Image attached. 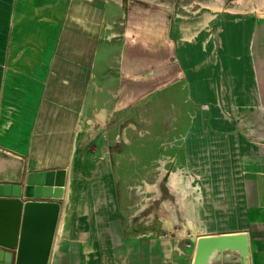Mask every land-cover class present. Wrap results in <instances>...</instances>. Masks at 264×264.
<instances>
[{"label": "crops", "instance_id": "1", "mask_svg": "<svg viewBox=\"0 0 264 264\" xmlns=\"http://www.w3.org/2000/svg\"><path fill=\"white\" fill-rule=\"evenodd\" d=\"M122 5L125 3L115 0H0V160L10 165L19 162L24 172L67 169L47 264L194 263L193 231L186 236L130 235L129 215L122 214V202L113 199L109 187L102 191L101 185L76 184L73 165L85 159L83 148L95 131L104 128L110 115L122 111V93L131 81L127 73L138 63L131 50L135 41L126 29L135 25L133 15L143 17V13H126ZM256 20L255 24L248 22L245 29H229L224 45L226 52L238 54L229 58L230 67L225 54L227 73L233 68L244 72L247 56L243 55L250 43L245 45L248 40L253 42L256 72L250 68L247 76L234 79L232 84L238 85V80L242 86L232 87L231 94L228 87L225 105L219 94L215 98L217 106L226 107L229 117L245 120L249 114L251 121H264V83L259 75L264 72V20ZM224 37L227 41L226 31ZM138 49L143 63H151L150 44H139ZM231 134L234 143L237 136L264 139V131L252 126L243 134L236 129ZM241 144L231 146L234 155L241 154ZM230 162L234 164L231 176L212 179L222 180L215 182L217 185L232 186V197L225 195V189L217 191L215 199L205 201L212 208L205 206L204 216L233 219L228 228L207 223L208 232H245L247 260L226 249L214 253L207 264H264V174L253 168L240 175L236 170L244 166L239 157ZM5 169L0 163V181H16ZM70 182L74 186L69 187ZM229 201L234 202L233 209L219 210L224 206L221 203Z\"/></svg>", "mask_w": 264, "mask_h": 264}, {"label": "rangeland", "instance_id": "2", "mask_svg": "<svg viewBox=\"0 0 264 264\" xmlns=\"http://www.w3.org/2000/svg\"><path fill=\"white\" fill-rule=\"evenodd\" d=\"M115 1L125 3L126 13L142 10L143 17L138 13L132 18L137 26L130 24L126 29L135 41L131 50L138 63L127 73L131 81L122 91V111L110 115L104 128L95 131L83 148L85 159L73 165L76 184L101 185L102 191L109 187L113 199L122 202V214L129 215L126 230L130 235L186 236L193 231L199 236L210 233L207 223L220 229L233 226V219L205 217V206L209 205L205 201L215 199L220 189L232 197V186L217 185L215 182L222 180L212 179L231 176L232 157L238 156L244 166L236 170L240 175L253 168L264 174V139L237 136L235 143H242L241 154L234 155L231 147L235 145L233 130L243 134L252 126L264 131V121H251L249 114L245 120L229 117L226 107L216 105L215 97L219 94L225 105L228 87L231 94L232 87L242 86L238 80V85L232 84L234 79L247 76L250 68L256 72L253 42L248 40L245 45L250 43L247 55H243L247 56L244 72L233 68L227 73L226 57L230 67L229 58L238 54L229 49L226 52L224 45L232 27L245 29L256 18L264 20V0ZM142 43L150 44L151 63H143L138 49ZM259 75L264 83V72ZM245 162L252 168H246ZM187 182L188 187L182 189ZM70 183L69 187L74 186ZM221 204L224 206L219 210L235 206L233 201Z\"/></svg>", "mask_w": 264, "mask_h": 264}, {"label": "water", "instance_id": "3", "mask_svg": "<svg viewBox=\"0 0 264 264\" xmlns=\"http://www.w3.org/2000/svg\"><path fill=\"white\" fill-rule=\"evenodd\" d=\"M67 169L20 171L13 183L0 181V264H47L59 219ZM193 264H206L223 249L248 255L245 232L192 236Z\"/></svg>", "mask_w": 264, "mask_h": 264}, {"label": "bare ground", "instance_id": "4", "mask_svg": "<svg viewBox=\"0 0 264 264\" xmlns=\"http://www.w3.org/2000/svg\"><path fill=\"white\" fill-rule=\"evenodd\" d=\"M262 106V105H261ZM134 126V125H133ZM132 126V127H133ZM0 163H2V165H4L5 166V174L6 175H9V176H14V177H16V176H18V174H19V171H20V164H19V162H16V163H12L11 165L9 164V162H7V161H5V160H0ZM175 174H173L172 175V186L175 188V186L174 185H176L175 183L177 182V181H175ZM189 182V181H188ZM186 183L185 185H183L182 186V189H186L187 187H188V185H189V183ZM183 190V191H184ZM205 235V234H204ZM223 250H226V249H223ZM231 251H234V252H236L237 253V255H239V257H240V259H242L243 261H245L246 262V260H247V255H244L242 252H241V250H231ZM222 252V251H221ZM220 253V252H219ZM216 255H218V254H216ZM214 256V253L213 254H211L210 256H209V259H211L212 257ZM220 257H222V255H220ZM208 259V261L206 262V264L210 261Z\"/></svg>", "mask_w": 264, "mask_h": 264}]
</instances>
